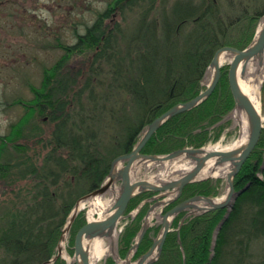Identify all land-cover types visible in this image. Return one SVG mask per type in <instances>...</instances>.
Wrapping results in <instances>:
<instances>
[{
	"label": "trees",
	"instance_id": "16d2710c",
	"mask_svg": "<svg viewBox=\"0 0 264 264\" xmlns=\"http://www.w3.org/2000/svg\"><path fill=\"white\" fill-rule=\"evenodd\" d=\"M263 12L264 0H111L74 44L62 45L63 53L43 69L38 86L29 83L33 93L29 102L20 98L12 101L25 111L0 137V177L31 181L16 192L25 195L24 201L4 208L0 214V264H43L50 259L77 199L102 184L113 158L130 151L149 122L200 92L216 49L248 45L255 27L249 40L247 36L235 39L232 29L253 22ZM78 52L85 62L71 68L72 56ZM86 91L87 101L82 99ZM234 106L228 69L221 67L211 95L165 121L142 151L167 153L186 146L201 147L219 136L226 120L214 124ZM45 122L52 123L46 136L41 127ZM21 137L37 140V151H41L37 157L27 153L28 143H17ZM7 142L20 151L18 155L8 153ZM260 146L259 141L234 178L235 189L245 190L233 200L216 232L213 249V230L226 208L186 218L180 229L186 264L244 263L252 244L264 237ZM215 181L208 178L186 184L180 198L166 208L195 194L215 196ZM149 194H139L129 204L137 206ZM145 206L147 203L119 235L122 256L140 230V211ZM184 213L174 217V229L167 234L163 253L152 264H161L165 255L173 257L174 264H183L176 227ZM85 223L79 212L70 241ZM159 226L148 228L134 258L150 248ZM230 251L234 252L231 263ZM110 260L112 264L114 260ZM52 264H64V259L59 257Z\"/></svg>",
	"mask_w": 264,
	"mask_h": 264
},
{
	"label": "water",
	"instance_id": "95a60500",
	"mask_svg": "<svg viewBox=\"0 0 264 264\" xmlns=\"http://www.w3.org/2000/svg\"><path fill=\"white\" fill-rule=\"evenodd\" d=\"M223 57L230 58L228 80L235 101L234 109L244 113L247 121L246 139L229 149H210L208 146H186L167 153L141 152L143 146L147 143L152 134L165 121L178 113L198 106L211 95L221 75V60ZM250 63H257L259 72L264 65V13L254 38L247 46L240 48L224 45L216 49L209 64L212 78L206 89L186 101H180L174 104L149 122L133 148L128 152L119 154L112 160L110 169L102 184L98 188L77 199L67 222L62 228L57 244V254L43 264H52L57 257L62 256L61 242L69 236L73 221L80 210L81 203L95 196L110 192L112 194V203L103 216L88 220L78 229L74 239L73 259L72 261H68V264H92L93 255L91 253V248L96 239L107 238L112 244H115L116 247L119 222L124 218L135 216L146 201L154 200L147 209L136 240L128 249L126 256L122 258L119 253H117V250L113 252L122 264H152L160 257L167 234L172 229V220L179 212L186 210L176 229L178 241L181 243L179 232L188 216L219 207H225L233 198L245 190V187L235 190L234 178L259 142L263 127V115L260 106L258 107L255 105L251 98L243 91L239 83V78L245 76ZM228 116L229 114L226 118ZM177 160L189 162L191 166L188 169L177 172L176 177L173 176L160 180L135 177V168L141 163ZM221 167L228 168L224 175L226 181V194L222 199L204 194H195L178 202L173 207L163 212L167 204L175 201L181 196L186 184L214 177L213 172ZM204 170H209L210 173L205 174ZM148 191H155L156 193L143 199L136 210L125 213L127 205L133 197ZM157 208H161V210L157 212ZM154 215L158 218H156V221L161 223L160 230L154 238L149 250L133 261L131 259L132 255L137 250L151 225V218ZM220 227L219 225L217 230H219ZM183 264H186L184 252Z\"/></svg>",
	"mask_w": 264,
	"mask_h": 264
},
{
	"label": "rangeland",
	"instance_id": "374dc122",
	"mask_svg": "<svg viewBox=\"0 0 264 264\" xmlns=\"http://www.w3.org/2000/svg\"><path fill=\"white\" fill-rule=\"evenodd\" d=\"M110 1L111 0H0V137L9 131L11 123L17 121L25 111V108L22 107L21 104H17L12 101L20 98L29 102V100L33 97L29 83L38 86L42 79L43 69L54 64L63 53L62 45L74 44L77 40L76 33H84L86 27L93 23L99 12L104 11L109 6ZM261 1L262 0H258V2ZM262 15L253 22H244L232 29L235 39H243L244 36H247L249 40L252 36V28L255 27V33L250 40L251 42L257 32ZM115 19L120 20L119 15H116ZM231 46L240 47L237 45ZM82 52H84V50H82ZM83 56L84 55L81 52L75 53L72 56L69 66L71 68L82 66L85 62V58ZM229 62L230 58L224 59L221 67L229 69ZM211 78L212 72L208 67L206 76L201 82V91L206 89L207 85L211 81ZM258 79L260 80L259 105L263 115V127L259 141L261 143L260 149L262 152V159L264 161V65L259 72ZM87 98L88 92L86 91L83 93L82 99L87 101ZM236 112L238 113V111L233 108L228 113L229 116L227 118L225 117L220 119L214 124L217 125L226 120L219 136L215 140L212 139L209 143L203 146H215L219 149H229L239 144L242 136L243 121L236 118ZM41 127L43 129V135L46 136L51 131L52 123H42ZM17 143H22L21 146H26V143H28L29 149L26 151L33 156L32 158L37 157L35 155L37 152H41L37 151L39 146L35 138L26 139L21 137L17 140ZM7 146L9 147L7 150L8 153L13 156L18 155L20 152L16 147H12L11 142H7ZM42 156L43 154L38 156V158ZM180 165H182V168L177 167ZM190 166L189 162H183L181 160L169 162H145L137 165L135 168V177H146L151 180L167 179L173 176L176 177L177 172L188 169ZM174 168H180L181 170L174 171ZM211 178L216 181L218 180V182L215 181L218 193L213 197L222 199L226 194L225 176L216 175ZM30 183L31 181L29 179H19L14 182L13 177H0V214L4 208L6 209L8 206H13L24 201L25 195L21 193L19 195L16 192L20 187H26ZM100 198L103 206L107 207L111 202L109 201V192H106L104 197ZM234 199L235 198H233L227 206L222 207L226 208L223 213L224 217L228 216ZM91 201L92 199L82 202L79 210V212L84 215L86 220L87 213L91 208ZM152 202L153 201H148L147 206L140 211L143 214L142 219H144L145 213ZM128 205L125 213L136 210L138 206L132 205L131 203H128ZM170 208L165 207L163 212ZM160 210L161 208H157V212ZM97 214L95 218H97ZM99 216H103V212ZM132 218H124L119 224L117 229V253H119V232L123 230ZM156 218V215L151 218V224L160 225L156 233L157 235L160 230L161 223L155 221ZM181 218H179V220H181ZM223 218L221 220H223ZM218 223L219 222H217L213 230L212 249L215 243L216 232L218 231ZM172 225L173 224H171L173 230L174 227ZM156 235L154 237H156ZM136 237L137 235L135 236V240ZM70 238L71 233H69L67 239L66 252L68 256L72 258L74 254V241H70ZM100 240L102 244H109V239L107 238H102ZM181 244H183L182 240L180 245ZM69 247H72V250H70ZM180 249H182V254L184 252L186 256L185 247H180ZM166 253H168V251ZM232 254H234V252H228L229 261L232 260ZM211 255H213V251L211 252ZM60 257L64 259V264H68V258L65 255L64 257ZM121 257L123 258L124 256L121 255ZM111 258L114 260L112 264H120L113 252L103 253L99 258L94 259L92 264H109L111 262ZM131 259L133 261L136 260L134 257ZM263 259L264 237H260L252 244L249 253L245 256L244 263L241 264H261ZM173 262V257L165 255L161 264H174ZM229 263H231V261ZM175 264H178V262Z\"/></svg>",
	"mask_w": 264,
	"mask_h": 264
},
{
	"label": "bare ground",
	"instance_id": "6f19581e",
	"mask_svg": "<svg viewBox=\"0 0 264 264\" xmlns=\"http://www.w3.org/2000/svg\"><path fill=\"white\" fill-rule=\"evenodd\" d=\"M224 59H226V58L223 57L221 61L223 62ZM258 77H259V68H258L257 63H250L249 66H248V68H247V72H246L245 76L239 78V83H240V86L243 89V91L251 98V100L255 103V105H257L259 107L260 106L259 105V101H260V99H259V84H260V80L258 79ZM200 92H201V90H200ZM236 118L237 119H241L243 121L242 136H241L240 141H239V143H240V142H243L246 139V137H247V126H246V121H245V115H244V113L238 112L237 115H236ZM208 148H210V149L214 148L215 149L217 147H215V146H213V147L212 146H208ZM141 152H143V151L141 150ZM143 153H145V152H143ZM177 167L182 168V165L177 166ZM180 168H174V171H176V170L179 171V170H181ZM227 169L228 168H226V167H221V168L217 169L215 172H213V175L214 176H216V175H225L226 172H227ZM204 173L205 174H209L210 171L209 170H204ZM90 204H91L90 211L97 210V209H102V210L106 211L107 208H108V207H105L106 209L104 208V206H103V204H102L99 196L93 198ZM194 215H196V214H193L191 216H194ZM225 220H226V217H224L223 220H220L218 224L220 226H222V224L225 222ZM67 239H68V236H67V238L64 241L61 242V246H62V252H61V254H62V257H64V255H65L68 258V261H72L73 258L69 257L68 254H67V252H66ZM57 251L58 250L56 248V253L54 255L57 254ZM105 252L106 253H108V252H116L115 244H112V242L109 240V244H106L105 245V244H102V242H101L100 239H96L94 241L93 245H92V248H91V253L93 255L92 261L94 259L99 258ZM59 257H57V259ZM118 261L120 262V260H118ZM120 264H121V262H120Z\"/></svg>",
	"mask_w": 264,
	"mask_h": 264
},
{
	"label": "flooded vegetation",
	"instance_id": "af4514ba",
	"mask_svg": "<svg viewBox=\"0 0 264 264\" xmlns=\"http://www.w3.org/2000/svg\"><path fill=\"white\" fill-rule=\"evenodd\" d=\"M87 28H88V26L86 27V30H87ZM86 30H85V31H86ZM85 31H84V32H85ZM81 34H82V32H81V33H80V32H77V33H76L77 38H79V36H80ZM153 194H154V193L151 192V194L147 195L146 197L151 196V195H153ZM151 225H152V224H151ZM151 225H150V226H151ZM150 247H151V246H150ZM127 252H128V250H127ZM127 252H126V254H127ZM134 253H135V252H134ZM126 254H125V256H126ZM119 255H120V253H119ZM125 256H124V257H125ZM133 256H134V254H133ZM133 256H132V257H133ZM137 258H138V257H137ZM137 258H134V259H137Z\"/></svg>",
	"mask_w": 264,
	"mask_h": 264
}]
</instances>
